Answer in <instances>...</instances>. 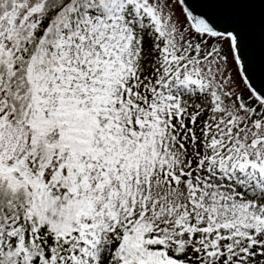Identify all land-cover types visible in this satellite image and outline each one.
Returning <instances> with one entry per match:
<instances>
[{"label": "snow or ice", "instance_id": "6c2138e0", "mask_svg": "<svg viewBox=\"0 0 264 264\" xmlns=\"http://www.w3.org/2000/svg\"><path fill=\"white\" fill-rule=\"evenodd\" d=\"M0 0V264H264L253 0Z\"/></svg>", "mask_w": 264, "mask_h": 264}, {"label": "water", "instance_id": "95a60500", "mask_svg": "<svg viewBox=\"0 0 264 264\" xmlns=\"http://www.w3.org/2000/svg\"><path fill=\"white\" fill-rule=\"evenodd\" d=\"M204 0H187L190 7L197 11H208ZM254 3L247 5L245 10L250 14L253 21L252 45H253V76L254 86L264 88V0H253Z\"/></svg>", "mask_w": 264, "mask_h": 264}]
</instances>
